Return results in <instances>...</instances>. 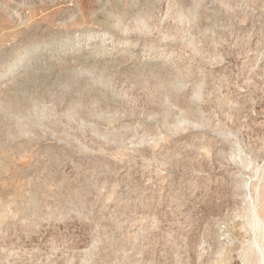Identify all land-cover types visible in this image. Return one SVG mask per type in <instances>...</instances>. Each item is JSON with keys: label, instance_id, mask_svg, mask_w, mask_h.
I'll list each match as a JSON object with an SVG mask.
<instances>
[{"label": "rangeland", "instance_id": "rangeland-1", "mask_svg": "<svg viewBox=\"0 0 264 264\" xmlns=\"http://www.w3.org/2000/svg\"><path fill=\"white\" fill-rule=\"evenodd\" d=\"M264 0H0V264H263Z\"/></svg>", "mask_w": 264, "mask_h": 264}, {"label": "bare ground", "instance_id": "bare-ground-1", "mask_svg": "<svg viewBox=\"0 0 264 264\" xmlns=\"http://www.w3.org/2000/svg\"><path fill=\"white\" fill-rule=\"evenodd\" d=\"M261 256H262V259L264 261V253L261 251ZM260 264V263H259ZM264 264V263H263Z\"/></svg>", "mask_w": 264, "mask_h": 264}]
</instances>
